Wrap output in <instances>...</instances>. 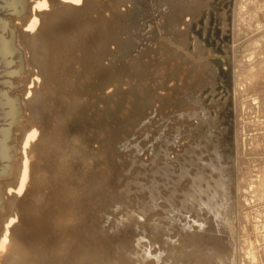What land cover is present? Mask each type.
Returning <instances> with one entry per match:
<instances>
[{"label": "bare ground", "instance_id": "1", "mask_svg": "<svg viewBox=\"0 0 264 264\" xmlns=\"http://www.w3.org/2000/svg\"><path fill=\"white\" fill-rule=\"evenodd\" d=\"M66 1L67 2H64L62 0H35V2L33 1L34 7H33L32 11H29L27 9L28 11H26L25 13H23L19 17L20 21L22 23V27L27 26V28L30 29V31H31V32H28V34L29 35L31 34V36L27 37L29 40V44H27V45H28V48H30L29 50H30V53L32 52V55H31L30 60L29 59L26 60V64L32 66L30 76L34 77L33 78L34 80L32 83H36L34 85H36V89L38 90V95L36 97L30 99V105L28 106V110L31 112V114L27 116L25 123L24 124L17 123L16 125H13V127H12V131H15V130L20 131V133L18 135L16 134V139L18 141H21V143H23L22 154H21V157L18 158L16 162L14 161L15 163H14L13 169L11 170L10 179L8 180V182L6 180L3 181V183L6 185V187H11V188L15 187L12 189H16L18 191V193H20V192L22 193V191L25 188H27V186H28L29 188H28L27 194H28L29 198H27L26 201L21 200L22 202L20 200H17L14 196L11 198H7L11 201H9L6 205V209L4 210L3 217H2V218H4V219H2V221L4 222V223L2 222L4 224V226L2 224L3 227L1 226V228H0V262H2L3 264H27L26 260L24 259L25 258L24 255H25V249H26L25 247L27 246V248H28L29 247L28 245H31V244H26V246H25V242L28 243L27 241L29 240V238L26 236V238L28 240H26V241L24 240L25 242L24 241L22 242L20 240L21 238L19 237V235L17 236V234H14V232L16 231V228H12L13 226L11 227V225H13L12 223L14 222L15 218H16V220L17 219L19 220V217L23 220H25L26 218H29L28 216H29L30 212L32 211L31 209H33V207H34V205H33L34 200L37 197L39 198V196H40V194H38L37 191L40 190V188H42L41 185H42V183H44V179L46 180L47 175H45L46 173L44 174V172L48 171L47 169L50 166L53 165L57 169L61 170L64 167L67 169V167H69L70 165H72L74 163V162L67 160L65 158L66 156L68 157V155L70 156V154H68V153H66L67 155L64 154L63 151H65L64 149H67V148H65V143H63L61 140H58V137L60 136L59 135L60 129L64 130L63 128H65V130H66L65 132H67L68 130H71V129H69L70 126L65 124L67 119L84 118V116H87L88 112L90 111V107L92 105V102L90 100H88L87 97L83 96L81 94V92L84 90L92 91V93L98 95L99 98H105V97L111 98V96L100 94L101 93L100 91L102 89L104 90L107 87L109 88V86H111L110 83L113 82L114 79L116 80V78H118L117 83L114 82L113 85L115 88H118V90H116L117 91L116 93L121 92V94L123 96V99L121 98L123 106L127 105V103H131V104H133V106L135 108L134 110H136V109H139L141 104H146V106H148L147 104L149 103V106H151L150 104H153V103L159 101L161 106L159 107V105H158V107H154L156 110H154V109L153 110L158 113V116H160V115H162V110H163L162 107L171 103L173 98L178 99V101H180L182 99V97L181 98L178 97V94L179 93L182 94L183 90L188 92L187 88L189 85H191L190 83H188L189 84L188 85L186 82H185V85L184 84L178 85L180 82L177 83L178 80H175L177 82H175L173 86L171 84H170L171 86L168 84L164 85L163 87L160 86L161 84H163L164 80H166L170 77V72L169 71H165V72L163 71L162 73H159L160 72L159 69H161L163 66L162 65L153 66L156 63H153V65H152L151 60L154 57H158V56L162 55L163 52H166L169 50V53H167V54L165 53L167 56H170V58H172V56L177 53L179 58H181V60H182V66L183 65L189 66L188 70H189V72H191L190 74H192V73L197 74L198 81H199V87L201 89V91H199L200 94L198 96H201V97L204 96L203 101H205V100L206 101L203 104H208L209 108L211 107V111H213L212 105H213L214 101L210 100L208 95L207 96L205 95L204 91L208 87H213L215 84H219L218 80L220 79L219 78L220 76L224 75L226 77V79L234 78L233 83H234V87H235L236 92H237V94H235V95H236V102H237V106H238L237 107L238 124L240 125L236 131V137H237L238 147H239V154H238L239 166H238V176H237V178H238L237 187H238V192H239V203H240L239 211L240 212H239V221H238L239 222L238 237H236V235H235L236 231L231 229V232L234 233V236H231L229 238V241L226 243L223 242V236L221 238H215V240L213 238H210L209 241H210V243H212L211 245H212L213 249L215 250L214 251L215 258L213 257V255H211L214 258V261H213V263L211 262V264H264V224H259L254 219V215H255V213H257L256 212L257 209H254L255 207L251 204L246 206L241 201V197H244L248 194L249 195L254 194L256 196L257 201L260 202V207H262L260 209L261 211L259 213L264 217V176L261 177L262 180H260V182L256 181L257 174L262 173V172L264 173V163H258L254 166L255 162L258 160L257 157H262L264 155V0H227V1L226 0H223V1L222 0H194L195 6H193L194 4L193 5L191 4L193 1H189V0H179L178 3H175V0H157L154 4V9L151 12H149L150 20H149L148 30L145 32V34H142L139 32V35L135 41L133 39H130V38H132V36H135V35L129 36V38H128V35L130 34L131 27H134L137 24V19H138L139 15H136V12H137L138 8H141L142 6H144V4H141L143 0H137L139 3L134 5L133 8H128L127 3H130V2L134 3L136 0H66ZM185 1L189 2V3H186ZM124 4H125L126 8L124 11H121L120 7H121V5H124ZM194 8L197 9V11H195L194 13H191L193 11L192 9H194ZM221 9H223V11ZM177 10H180V13L176 14ZM106 11H109V13H111L110 16H107V15L105 16ZM186 16H190V19L185 20ZM181 26H184V28L182 27L183 28L182 29ZM143 29H144V26L142 27L141 30H143ZM214 32L216 33L217 37L220 36L219 40L214 35L215 34ZM200 40L204 41L205 45L203 47H200L198 45L201 42ZM175 41L182 42V43H178L181 46H184L185 43H189L188 41L193 42L194 49L196 50V52L202 54L203 56L206 55V57L208 56V58L204 59L203 61H191L192 59L186 55V53L183 49L179 48V46L177 45V43ZM83 50H85V53ZM81 51H83V53L85 55L83 56V54H82V56L80 57L79 52H81ZM206 51H208L207 54H206ZM162 56L160 58L158 57L157 59L158 60H165V58ZM175 57H176V55H175ZM149 63H151L150 64L151 67L149 66L150 68H146V65H148ZM168 63L169 62H167V64ZM170 63H172V62H170ZM180 63H181V61H180ZM78 64H79V68L77 67ZM111 65L114 66L113 69H112ZM182 66L179 67V69L183 71L182 73L180 71L179 81L184 80L183 76L185 75V73H186L185 70L187 69L186 67H184L182 69ZM115 67H116V69L122 70L121 74L119 73V75H115V71H116ZM176 67H178V66L176 65ZM176 71H178V70H176ZM128 73H133V74L130 77L124 75V74H128ZM176 75H178V74L175 73V76ZM126 77H129V78L126 79ZM172 78H175V77H172ZM39 80H41L42 82L41 81L40 82L43 84V86L40 84L38 85V86H42V88H40V89L37 88V84L39 83L38 82ZM186 81H188V80H186ZM196 81H197V79H196ZM106 84H109V85H106ZM123 84H127L128 86H126V88H124ZM195 84H193V85H195ZM159 86L161 87L160 89H161L162 93H160L158 96H154V97L152 95V98H151L150 92L153 91L154 89H157ZM190 87H192V86H190ZM182 88H183V90H182ZM114 90H113V93L115 92ZM192 90H193V88H192ZM195 90H196V88H195ZM130 93L133 94V96ZM152 93H154V92H152ZM108 94H110V93H108ZM185 95H187V94H185ZM195 96H197V94H195ZM142 98H144L145 100L144 99L142 100ZM195 101L198 104V105L195 104V106L197 105V108H198L199 103H201V100L199 99V97H197ZM186 102L188 103V101H186ZM187 103H184V104L186 105ZM96 104H97V102H96ZM185 105H183V106H185ZM128 106H126V107H128ZM188 107H190V106H188ZM129 108H130V106H129ZM190 108H192V107H190ZM166 110H168V109H166ZM124 111H123V113H124ZM197 111L199 112V110L196 109V112ZM171 112H173V111H171ZM190 112H191V110H190ZM193 112H192V114H193ZM134 113H135V111H134ZM173 113H172V115H175ZM197 113H194V114H196V116H197ZM102 114H103V112H102ZM102 114L100 115V113H99L100 117L102 116ZM163 114L165 115L166 113H163ZM180 114H182V113H180ZM183 114H185V113H183ZM187 114H188V112H187ZM172 115H171V117H172ZM19 116H17V120H18V118L20 119ZM148 116L149 115L146 116V114L143 115L139 112L138 116H137L139 118H137L135 116L136 119L133 120L132 124L135 127H138L139 125H141L140 123H142L146 118H148ZM180 116H182V115H180ZM192 116L193 115H191V117ZM196 116L195 117L193 116V117L196 118ZM122 117H123V123H126V126H125L126 132L124 133V136L127 137V136L131 135L133 132L132 127H130V124L128 123V121H129V119H131L134 116H129L128 114H124ZM168 117H166V118H168ZM150 118H151V116H150ZM150 118H149V120L146 121L147 123L145 124V127L142 126L143 127L142 130L143 131H149L150 133L153 134V137L149 138L151 140L155 137V134L157 132V130H156L157 126L159 124L161 125L163 122L162 121L159 122L155 119H152V118L150 119ZM160 118H161V116H160ZM173 119L176 120L173 123L174 128L179 130L177 132V135H178V138L180 141L179 142V147H180L179 149H182L186 146V142H183V141H185V139H187L188 133H191V131L190 132H188V131L186 132L184 130L181 131L179 125H181L182 122L181 123H180V121L177 122V118H173ZM167 120H170V119H167ZM208 122H209V124L210 123H212V124L217 123L218 124V117L215 116L214 114H209ZM247 122H249L248 125L246 124ZM165 123L167 124L165 127L170 125V123H167V121H165ZM17 125H20V126L17 127ZM77 127H79V126H77ZM111 128H113V127H111ZM153 128H155V129H153ZM107 129H109V128L107 127ZM122 129H124V128H122ZM79 130H76V131H79ZM87 130H89V129H87ZM142 130H140L137 133L135 131V134L137 137H135L136 139H134L135 144H133V145H135V146H134L133 150L137 151V152L140 151V149H141V146H140L141 144H139L141 139L139 137H140V133ZM149 132H148V134H149ZM76 133L77 132H75V134ZM102 133H103V135H105L103 130H102ZM81 135H83V134L81 133ZM64 136H66V135L64 134ZM37 137H38V140H37ZM60 138H61V136H60ZM76 138H79V137H76ZM82 138L84 140V137H82ZM104 138H106V137H104ZM35 139L37 141H35ZM89 139H91V141H92L94 138H89ZM83 140H81V141H83ZM130 140H131V138H130ZM134 140L132 142H130L128 140L130 143L129 142H128V144L126 143L127 145L125 144L126 145L125 147L127 149L132 147L133 145L131 146V144L134 143ZM137 140L139 141L138 143H137ZM142 140H143V138H142ZM252 140L254 141V144L252 145L251 149H248L247 146L250 144V141H252ZM64 141H65V139H64ZM100 141H102V139ZM68 142H70V141L68 140ZM182 142H183V144H182ZM84 143L86 144V142H84ZM90 144H91L90 145V147H91L92 143H90ZM117 147H119V145ZM148 147L150 148V145ZM151 148H152V146H151ZM102 149H103V147H102ZM145 149H148V148H145ZM101 150H100V152H102ZM123 151H124V149H123ZM139 153H138V155H139ZM147 153H145V154H147ZM74 154H76V155H74ZM74 154L71 157H75V156L77 157L78 152L74 153ZM94 155H97V154H94ZM104 155L105 154H103V156ZM100 156H102V155H100ZM140 156H141V154L139 156H136L137 161H135V162H138L137 165H139V166H137V165H136L137 167L133 166V168L136 167L135 169H133L134 172L131 175H127L125 180H123V181L120 180L124 176L122 177V176H120V173L118 174L120 176V178H118V179L122 182L125 181L124 182V186H125L124 192L122 191L123 192L122 202H124L125 204L123 205V207L119 204L122 207V210H120L122 212H120L119 210L117 211V212H120L122 214V217L120 216L121 221H120L119 225L117 226L119 228L120 240L122 241L120 243L121 248H120V250L118 249L120 252V257L117 259L121 260L120 264H204L205 260H207V259H205L204 261L202 259V256L204 255V251L202 249V244H203L202 240L199 239V240L195 241L194 239L196 238V235L188 237V236H186V234L185 235L181 234V231L179 229L169 228V227L164 226L163 223H161V221L163 220L162 214L164 212V207L167 206L165 200L163 202H159V205H156L154 207H149V204L147 203V198L149 196V193L141 192L140 190L137 191V190L131 189V187L133 185L131 183L132 178L137 176V171L139 170V168H141L143 163L151 161L152 156H153V150H152V154L150 155V157L149 156H148L149 158L147 157L148 158L147 160L142 159ZM158 156H160V155H158ZM79 157H81V156L79 155ZM79 157L77 159H79ZM123 158H125V157H123ZM88 159H90V158H88ZM91 159H92V157H91ZM119 159L120 158L118 157V161H119ZM131 160H134V158H132ZM90 161L91 160H89L88 162H90ZM101 162L103 163L104 161H101ZM119 162H121V161H119ZM102 163H99V164H102ZM122 163H124V162L122 161ZM79 164L82 165L83 161H82V164L81 163H79ZM111 165H114V164H111ZM111 165H109V166H111ZM133 165H134V163H133ZM75 166L77 167V165H75ZM98 166H95L94 168H96ZM119 166H120V164H119ZM119 166H117V167H119ZM70 168H68L69 169L68 172H70V171L72 172V170H70ZM120 168H122V167L120 166ZM105 169H107V168H105ZM97 170H98V168H97ZM107 170H109V169H107ZM110 170H112V169H110ZM116 170H118V169L116 168ZM54 171H55V169H54ZM87 171L90 172V170H87ZM82 172H84V171H82ZM119 172H121V171H119ZM128 172H130V170ZM61 173L62 172L60 171V174ZM65 173H67V172H65ZM73 173L74 172H72V174ZM109 173H112V172H109ZM47 174H52V173L47 172ZM77 174L78 173H76V176H77ZM92 174H93V172H92ZM100 174L101 173L99 172L98 175H100ZM35 175H39V176H35ZM43 175L45 176V178L43 177ZM55 175H57V174H55ZM78 175L80 176V174H78ZM81 176H83V178H84V174ZM50 177L52 178V175H50ZM67 177H68V174H67ZM101 177L102 176H100L99 178H101ZM105 177H106V175H105ZM232 177L233 176H228V180L230 182H231ZM51 178H49V179H51ZM52 179H51L52 182L57 180L56 179L53 181ZM102 180H104V179L102 178ZM47 181H50V180H47ZM66 181H67V179H66ZM69 181H71L70 183L73 186L74 184L72 183V179L71 180L69 179ZM120 181L118 184H120ZM91 182H93V181L91 180ZM91 182L90 183L88 182V184H91ZM99 182H97V183H99ZM114 183L115 182H113V184ZM48 184H50V182ZM54 184H55V182H54ZM58 184H60V183L58 182L57 185ZM84 184H85V182H84ZM122 184H120V186ZM254 184H256V188L255 189L253 188L251 191H249V188L252 187V185H254ZM45 185H47V183H45ZM86 185H87V183H86ZM98 185H100V184H98ZM106 185L108 186V188L106 187L107 189H109V188L112 189L111 187H109L110 185H108L107 182H106ZM55 186H56V184H55ZM58 186H60V185H58ZM72 186H71V188H72ZM94 186H95V184H94ZM6 187H4V188H6ZM90 187H92V186H90ZM103 189H105V188H103ZM7 190H8V188H7ZM58 190H59V188H58ZM82 191H84V190H82ZM95 191H97V190H95ZM104 191H107V190L105 189ZM41 192H42V190H41ZM46 192L48 193V191H46ZM69 192H71V191H69ZM86 192L88 193V191H86ZM112 192H114V191H112ZM116 192H118V191L116 190ZM9 193L10 192L8 190V195L10 197L11 195ZM15 193L17 194V192H15ZM36 193H37V197L35 198L34 196H36ZM87 193H86V195H87ZM108 193H111V192H108ZM63 194H64V192H63ZM98 194H99V192H98ZM21 195H23V194H20V196ZM43 195L44 194H42V197H43ZM92 195H94V194L92 193ZM114 196H115V192H114ZM121 196H120V198H121ZM23 198L25 200V197H23ZM95 198L97 199L98 197H95ZM40 199H41V197H40ZM78 200H80V198H78ZM91 200H93V199H91ZM120 201H121V199H120ZM42 202H44V203L41 204L40 206L35 205L37 207L34 208L35 211H37L36 217L38 219L36 217L35 218L39 221V223H41V226H42V222L45 223V221H46V220H44L43 216L45 217L49 213L50 209L53 210L54 207H55V209L62 207V205H60L59 202L56 203L54 195H52L51 197L50 196L46 197L45 200ZM89 202H93V201H89ZM110 202L112 203V201H110ZM67 203L68 202L66 201V204L65 203L64 204L66 206H68ZM73 203H75V201ZM76 203H77V201H76ZM86 203H87V201H86ZM119 203H121V202H119ZM176 203L178 204V202H176ZM100 205H102V204H100ZM119 205H118V207H119ZM87 206H89V205H87ZM91 206H94V205L91 204ZM113 206H115V205H113ZM226 206L228 209H231L233 207L232 205H226ZM109 207H110V205H109ZM99 208H101V207H99ZM90 209H92V208H90ZM112 209H111V211L114 210V209L113 210ZM76 210H77V208H76ZM254 210H256V211H254ZM54 211H56V210H54ZM93 211H95V210H93ZM95 213H98V212L95 211ZM111 214H113V213H111ZM115 214H117V213H115ZM232 214L233 215L235 214L234 208L231 209V212L230 211L227 212V215H232ZM54 215H55V213H54ZM59 215L61 216V214H59ZM59 215H58V217H59ZM77 215H78V213H77ZM48 216L46 217V219L48 218ZM69 216H71L70 213H69ZM80 216H82V215H80ZM89 216H90V214H89ZM89 216H88V218L91 217V216L90 217ZM100 216H98V217H100ZM63 217H64V215H63ZM82 218H84V217L82 216ZM111 218H114V217H111ZM32 219H30V220H32ZM79 219H80V217H79ZM26 220H29V219H26ZM90 221H91V219H90ZM16 222H14V223H16ZM28 222L30 223V221H27V223ZM50 222L51 221L49 220V223ZM62 222H64V221H62ZM77 222H78V220H77ZM107 222L108 221H106V224H107ZM117 222H118V220H117ZM33 223H34V221H33ZM52 223H54V222H51V224ZM114 223H116V220L114 221ZM25 224L24 225L22 224V226H26ZM35 224H37V223H35ZM35 224H34V226H35ZM227 224H228L227 227L232 228L231 227L232 226L231 220L228 221ZM76 225H77V223H76ZM104 225H105V223L103 224V227H104ZM43 226L45 227V225H43ZM68 226L70 227V225H68ZM91 226H94V225L92 224ZM95 226H96V224H95ZM110 226H111V224H110ZM18 227L20 229L21 226L18 225ZM39 227H40V224H39ZM22 228H24V227H22ZM100 228L102 229V226ZM107 228H109V227H107ZM34 229L36 230L37 227H34ZM46 229H47V227H46ZM23 230L21 229V231H23ZM33 230H32V233L34 234ZM87 230H89V229H87ZM29 231H30V229H29ZM40 231L42 233V230H40ZM104 231H106V229ZM18 232L20 233V230H18ZM25 232L23 233L24 236L26 235ZM96 232H97V230H96ZM99 232H100V230L98 231V233ZM218 232H221V231H218ZM21 233H20V235H21ZM72 233H73V231H72ZM36 234H38V235H36ZM106 234H108V231ZM110 234H111V232H110ZM116 234L117 233H115L114 235L116 236ZM29 235H30V233H29ZM35 235L38 236V238H39V233H37V230L35 231ZM244 235L246 237H243ZM53 236H54V234H53ZM30 237H31V235H30ZM45 237H49V236H44L43 238H45ZM72 237L73 236L70 235V238H72ZM36 238L37 237L34 236V239H36ZM66 238H67V236H66ZM91 238H94V237H91ZM30 239H33V236ZM39 239H37V240H39ZM95 240H93V241H95ZM33 241H35V240H33ZM36 241L32 243L33 245L35 243V245H34L35 247L38 246V242H36ZM56 241H58V240H56ZM101 241L102 240H100V242ZM36 243H37V245H36ZM57 243H59V241ZM57 243H55V244H57ZM55 244H53V245H55ZM64 244H66V243H64ZM45 245H46V243H45ZM48 245L50 246V243ZM53 245H52V247H53ZM60 245H62V244H60ZM104 245H102V246H104ZM111 245L112 244H110V245L107 244V246H109V248H111L113 246V245L112 246ZM107 246H106V249H107ZM204 246H205V243H204ZM113 247H115V245ZM229 247H231V248H229ZM29 248L31 249L32 247H29ZM55 248L59 249L57 247V245L55 246ZM84 248H86V247H84ZM232 248H233V251H232ZM89 250H90V248H89ZM107 250L109 251V249H107ZM230 250H231V252H230ZM27 251H28V249H27ZM30 251H28V252H30ZM35 251H37V249ZM53 251H55V250H53ZM116 251H117V247H116ZM51 252H52V250H51ZM93 252H95V251H93ZM104 252H106V251H104ZM104 252L101 253V251H100L101 255L105 254ZM73 253H74V251H73ZM87 253H89V252H87ZM90 253H92V252L90 251ZM230 253H233L232 258H230ZM83 254H82V258L84 257ZM110 254H105V257H107L106 255L109 256ZM94 255H95V253H94ZM116 255L117 254H115L114 257ZM86 256L89 258V256L87 254H86ZM34 257H35V255H34ZM109 258L110 257H108V259ZM115 258L113 260H115ZM204 258H206V257H204ZM37 260H39V259H37ZM89 260H90V258H89ZM95 260H97V259H95ZM54 261H58V260H54ZM80 261H78V262H80ZM93 261L94 260H92V262ZM97 261H100V260H97ZM97 261H95V262H97ZM208 261H206V262H208ZM37 262H36V264H37ZM42 262H44V261L42 260ZM58 263H60V262H58ZM97 263H99V262H97ZM39 264H42V263H39ZM74 264H76V263H74ZM105 264H107V263H105Z\"/></svg>", "mask_w": 264, "mask_h": 264}, {"label": "rangeland", "instance_id": "2", "mask_svg": "<svg viewBox=\"0 0 264 264\" xmlns=\"http://www.w3.org/2000/svg\"><path fill=\"white\" fill-rule=\"evenodd\" d=\"M33 1L35 2V0H28L27 9L29 11H32V9L34 7ZM62 1L67 2L66 0H62ZM156 1L157 0H143L142 1L141 4H144V6H142L141 8H138V10L136 12V15H139L138 19H137V24L134 27H131L130 34L128 35V38H129V36L135 35V36H132V38H130V39H133L135 41L139 35V32L142 34H145V32L148 30V27H149V20H150L149 12H151L154 9V4ZM189 1H193L191 4L192 5L194 4V0H189ZM178 2H179V0H175V3H178ZM138 3L139 2L137 0L134 3L133 2L127 3V7L133 8L134 5H136ZM186 3H189V2H186ZM122 6L124 7L125 4L121 5V7H120L121 11H124L126 6L124 8ZM193 6H195V4ZM192 10H191L192 11L191 13H194L195 11H197V9H195V8ZM221 10L223 11V9H221ZM178 13H180V10L176 11V14H178ZM110 14L111 13H109V11H106L105 16L106 15L110 16ZM11 17L13 19V24H12ZM186 19L189 20L190 16H186L185 20ZM5 20H9V23H10L9 27H11V29H14L16 31L15 44L19 48H22V51L24 54V59H25V67H26L25 71L22 72L20 76H8L9 79L13 80V84L18 83V85H19V87L12 88L11 90L9 89L8 94H10V96H12V97L17 95V94H19L21 96V103L23 105L24 113L19 116L20 119L18 118V120H24L23 122L19 123V124H24L27 116L31 114V112L28 110V106L30 105V99H32L38 95V90L36 89V85H34L36 83H32L34 80L33 79L34 77L30 76L32 66L26 64V60L27 59L30 60L31 55H32V52L30 53V50H29L30 48H28V45H27V44H29V40L27 37L31 36V34L29 35L28 32H31V31H30V29L27 28V26L22 27V23L20 21V18L14 14H7L5 16ZM143 26H144V29L141 30ZM182 27L184 28V26H181V28ZM214 35L217 37L216 33ZM219 37H217L218 40H219ZM200 41L201 42L200 43L198 42L199 43L198 45L200 47H203L205 45L204 41L203 40H200ZM175 42L177 43L179 48L183 49L185 51L186 55L192 59L191 61H203L204 59L208 58V56L206 57V55L203 56L202 54L196 52V50L194 49L193 42L188 41L189 43H185L184 46H181L178 44V43H182V42H178V41H175ZM83 51L85 53V50H83ZM83 51L79 52L80 57L82 56V54H83V56L85 55L83 53ZM165 53L166 54L169 53V50L166 52H163V54H164V55L162 54L163 56L160 54H159L160 56H158L159 58L161 56L164 57L165 60H158L157 59L158 57H154L151 60L152 65H153V63H156L153 66H160V65L163 66L161 69H159V71H160L159 73H162L163 71L164 72L165 71L170 72L171 78L169 77L170 79L168 78V79L164 80L163 84H161L160 86L163 87L166 84H168V85L171 84L173 86L174 83L177 82L175 80H178L177 83H179V82L181 83V84L179 83L178 85H182V84L185 85V82L187 84L190 83L191 85L188 84L189 85L187 88L188 92L184 91L182 88V90H183L182 94L181 93L178 94V97H180V98L182 97V99L180 101H178V99L173 98L172 102H171L172 104L169 103L166 106L162 107L163 110L162 109L161 110H162V115L164 117L159 114L162 119L160 118V116H158V113L156 111H154V110H156L154 107H158V105H159V107L161 106L159 101L155 102L156 104L155 103L150 104L151 106H149V103L147 104L148 106H146V104H141L139 109H136V110H134L135 108H134L133 104H131V103H127V105L123 106L122 105L123 96H122L121 92L116 93L117 92L116 90H118V88H115L113 85L114 82L117 83L118 78H116V80L114 79L113 82L110 83L111 86H109V88L107 87L104 90L102 89L100 91L101 92L100 94L111 96V98L110 97L109 98H106V97L105 98H99V96L96 94H93L92 91L84 90L81 92V94L83 96L87 97L88 100H90L92 102V105L90 107V111L88 112L87 116H84V118L67 119L66 123L65 122L64 123L66 125L70 126L69 129H71V130H68L67 132H65L66 131L65 128H63L64 130L60 129L59 135L61 136V138H60V136L58 137V140H61L63 143H65V148H67V149H64L65 150V151H63L64 154L65 155H67L66 153L70 154V156L68 155V157L66 156L65 158L67 160L74 162V163L72 165H70L69 167H67V169L64 167L61 170L57 169L53 165L50 166L51 168L49 167L47 169L48 171L44 172V174L46 173L45 175H47L48 177L46 176V180L44 179V183H42V185H41L42 188H40V190L37 191V193L40 194V196L38 195L39 198L37 197V193H36V196H34L35 198L36 197L37 198L35 199L36 201L34 200V204H33L34 207H33V209H31L32 211L30 212V214L31 213L32 214L31 215L29 214V216H28L29 218H26L29 220H26V219L23 220L20 217H19V220L18 219L16 220V218H15L14 222L17 221L16 222L17 224L13 222L12 223L13 225H11V227L13 226L12 228H16V231H15L16 233L14 232V234H17V236L19 235V237L21 238L20 240L22 242L24 240L25 241L28 240L26 238V236L29 238V240L27 241L28 243H26L24 241L25 246H26V244L32 245V246L31 245H28V246L32 247L33 249L32 248L30 249L29 247L27 248V246L25 247L26 249H25V255H24L25 258L24 259L26 260L27 264H36L37 261L38 262L40 261L39 263H42V264H50V263L51 264H54V263L55 264H65V263L66 264H74V263H76V264H81V263L82 264H87V263L88 264H105V263H107V264H120L121 260L117 259V258L120 257L119 250L121 248L120 243L122 241L120 240L119 228L117 226L119 225V223L121 221V217H122V214L120 213L122 211H120V210H122V207L125 204L124 202H122L123 192H124V188H125V186H124L125 181L124 182H122V181L125 180L127 175H131L134 172L133 169H135L137 166H139V165H137L138 162H135V161H137L136 156H139L141 154L140 157L142 159L147 160L150 157V155L152 154V150H153V156H152L151 161L143 163L141 168H139V170L137 171V176L133 177L131 180V183L133 184L131 189L137 190V191L140 190L141 192L149 193V196L147 198V203L149 204V207H154L156 205H159V202H163L165 200L167 206L164 207V212L162 214L163 220L161 221V223H163V225L166 227L179 229L181 231V234H183V235L186 234V236H188V237L196 235V238L194 239L195 241L199 240V239L202 240V243H203L202 249L204 251V255L202 256V259H203V261L205 259H207V260H205L204 264H207V263L211 264V262L213 263L214 258H215V256H214L215 250L213 249V247L211 245L212 243H210V241H209L210 238H213L215 240V238H221L223 236V242L226 243L229 241V238L231 236H234V233L231 232V229L236 231L235 235H236V237H238V230H239V222L238 221H239V212H240L239 211V208H240L239 192H238V187H237V183H238L237 176H238V166H239V163H238L239 147H238V141H237V137H236V131L240 125L238 124V116H237V114H238L237 107L238 106H237L236 95H235V94H237V92H236V89H235L234 83H233L234 78L226 79V77L224 75H222L219 77L220 78L218 80L219 84H215L213 87H208L204 91L205 95L206 96L208 95L209 99L214 101L213 105H212L213 111H211V107L209 108L208 104H203L206 101V100L203 101L204 96H202V97L198 96L200 94L199 91H201V89L199 87V81H198L197 74H195V73L190 74L191 72H189V70H188L189 66H184V65L182 66V60H181V58H179L177 53L174 54L172 56V58H170V56H167ZM207 53H208V51H206V54ZM175 55H176V57H175ZM180 61H181V63H180ZM167 62H169V63L167 64ZM170 62H172V63H170ZM151 63L146 65V68H150ZM176 65L178 67H176ZM181 66H182V69L184 67L187 68L185 70L186 73L183 76L184 77L183 81H179L180 71H181V73L183 72L182 70L179 69V67H181ZM77 67L79 68V64L77 65ZM111 67L113 69L114 66L111 65ZM115 69H116V67H115ZM176 70H178V71H176ZM121 71H122L121 69L120 70L116 69L115 75H119V73L121 74ZM175 73L178 75L175 76ZM132 74L133 73H128V74H124V75L130 77ZM129 77H126V79H128ZM172 77H175V78H172ZM195 78L197 79V81ZM186 80H188V81H186ZM40 81L41 80H39L38 81L39 83L37 84L38 89L42 88V86H43V84L41 83L42 81L41 82ZM192 83L193 84L196 83V84L193 85ZM39 84L42 86H38ZM106 85H109V84H106ZM123 85H124L123 86L124 88H126V86H128L127 84H123ZM160 86L157 89H154L153 91L150 92L151 98H152V95L154 97V96H158L160 93H162ZM190 86H192V87H190ZM193 86L196 88V90ZM192 88H193V90H192ZM112 89L113 90L115 89L114 93H113ZM152 92H154V93H152ZM108 93H110V94H108ZM185 94H187V95H185ZM195 94H197V96H195ZM131 95L133 96V94H131ZM197 97H199V99L201 100V103H199L198 108H197L198 104L195 101ZM143 99L144 98H142V100ZM186 101H188V103ZM96 102H97V104H96ZM99 103L100 104L102 103V104L100 105ZM184 103H187V104L185 105ZM195 104H197V105L195 106ZM128 105L130 106V108ZM183 105H185V106H183ZM187 105L192 107L193 109L188 107ZM126 106H128V107H126ZM188 108L191 110V112ZM166 109H168V110H166ZM196 109L199 110V112L197 111L198 113L196 112ZM170 110L173 111L174 113L171 112ZM123 111H124V113H123ZM134 111H135V113H134ZM102 112H103V114H102ZM139 112L143 115L146 114V116L147 115H149V116L142 123H140L141 125H139L138 127H135L132 124V122L134 119H136L135 116L137 117ZM179 112L182 114H180ZM187 112H188V114H187ZM192 112H193V114H192ZM99 113H100V115L102 114L101 117H100ZM163 113H166V114L164 115ZM172 113L175 115H172ZM183 113H185V114H183ZM194 113H197V116ZM124 114H128L129 116H134V117H132L133 119L131 118L128 121V123L130 124V127H132L133 132L131 135H129L127 137L124 136V133L126 132V130H125L126 129L125 128L126 123H123V117H122ZM179 114L182 116H180ZM190 114L193 115L194 117L196 116V118H194L193 116L191 117ZM209 114H214L215 116L218 117V124L217 123H214V124L210 123L209 124V122H208ZM171 115H172V117L174 116L173 118H177V122H179V121H180V123L182 122L181 125H179L181 131H183V130L186 132L191 131V133H188L187 139H185V141H183V142H186V146L182 149H179L180 148L179 147L180 141H179V138L177 135V132L179 130L175 129L173 126V123L176 120H174L171 117ZM150 116L152 119H155L159 122H161V121L163 122L161 125L158 123L159 125L157 126V129H156L157 132L155 134V137L151 140L149 138H152L153 134L150 133L149 131H143L142 130L143 127H145V124L147 123L146 121L149 120ZM166 117H168V118H166ZM137 118H139V117H137ZM167 119H170V120H167ZM165 121H167V123H170L171 126L168 125L167 127H165L167 125L165 123ZM246 124L248 125L249 122H247ZM18 126H20V125H17V127ZM77 126H79V127H77ZM110 126L113 128H111ZM107 127L109 129H107ZM122 128H124V129H122ZM87 129H89V130H87ZM153 129H155V128H153ZM76 130H79V131H76ZM102 130L105 133V135H103ZM140 130H142L140 133V137H139L141 140L139 139L140 142L137 140V143L139 142V144H141L140 145L141 149H140V151L137 152V151L133 150V148L135 146L133 144H135L134 139H136L135 137H137L135 134V131L137 133ZM74 131L77 133L75 134ZM148 132H149V134H148ZM19 133H20L19 130L12 131L11 138L9 139V142H8V143H10L9 145H11V146L17 145V149H18L17 155H15L14 159L11 161L12 163H11V168H10V174L7 176L0 175V186L2 187V188L0 187V192L3 189V199H4L3 202L0 204V228H1L2 224L4 223L2 221V219H4V218H2V217H3L4 210L6 209V205L9 201H11L7 198H11L14 196L17 200H20V201L21 200L26 201V199L29 198V196L27 194L28 188H29L28 186H27V188H25L22 191V193L21 192L18 193V191L16 189H12L15 187H12V188L6 187V185L3 183V181L6 180L8 182V180L10 179L11 170L13 169L14 163L17 161L18 158L21 157V154H22L23 143H21V141H18L16 139V134L18 135ZM81 133L83 135H81ZM64 134L66 136H64ZM103 136L106 138H104ZM76 137H79V138H76ZM80 137L81 138L84 137L85 141L83 140V138L81 139ZM87 138L88 139L94 138V139L91 141V139L88 140ZM130 138H131V140H130ZM142 138H143V140H142ZM64 139H65V141H64ZM80 139L83 140L84 142H86V144L83 141H81ZM101 139H102V141H100ZM37 140H38V137H37ZM37 140L35 139V141H37ZM68 140L70 142H68ZM128 140L130 142H132L134 140V143L131 144V146L132 145L133 146L130 147L129 149H127L125 147L129 142ZM183 142H182V144H183ZM90 143H92L91 147H90V145H91ZM253 144H254V141L253 140L250 141V144L247 146V148L251 149ZM118 145H119V147H117ZM149 145H150V148L148 147ZM151 146H152V148H151ZM102 147H103V149H102ZM145 148H148V149H145ZM123 149H124V151H123ZM100 150L102 152H100ZM77 152H78L77 157L76 156L71 157V156H73L74 153H77ZM138 153H139V155H138ZM145 153H147V154H145ZM94 154H97V155H94ZM103 154H105V155L103 156ZM74 155H76V154H74ZM79 155L81 157H79ZM100 155H102V156H100ZM158 155H160V156H158ZM122 156L125 157L127 160L125 158H123ZM78 157H79V159H77ZM91 157H92V159H91ZM118 157L120 158L119 161H121V162L118 161ZM88 158H90V159H88ZM132 158H134V160H131ZM257 159L258 160L255 162L254 166L258 163H264V155L262 157H257ZM89 160H91V161L88 162ZM82 161H83V164H82ZM101 161H104L103 162L104 164ZM122 161L124 163H122ZM79 163H81L82 165H80ZM99 163H102V164H99ZM133 163H134V165H133ZM111 164H114V165H111ZM119 164L122 168H120ZM75 165H77V167ZM109 165H111V166H109ZM116 165L119 167H117ZM95 166H98V167L94 168ZM133 166H136V167L133 168ZM104 167L109 169V170L105 169ZM68 168H70V170H72V172H74V173L72 174L71 171L68 172L69 171ZM97 168H98V170H97ZM116 168L118 170H116ZM54 169H55V171H54ZM110 169H112V170H110ZM87 170H90V172H88ZM129 170H130V172H128ZM60 171L62 172L61 174H60ZM82 171H84V172H82ZM91 171L93 172V174ZM108 171L112 172V173H109ZM119 171H121V172H119ZM47 172L52 173V174H47ZM65 172H67V173H65ZM99 172L101 173L100 175H98ZM76 173L80 174V176L78 174L76 176ZM119 173H120V176H122V177L124 176L123 178L120 179L122 181H120L118 179V178H120V176L118 175ZM55 174H57V175H55ZM67 174H68V177H67ZM83 174H84V178H83V176H81ZM50 175H52L53 179L50 177ZM105 175H106V177H105ZM35 176H39V175H35ZM98 176L99 177L102 176V177L99 178ZM228 176H233L231 179V182L228 180ZM263 176H264L263 172L257 174L256 181L260 182V180H262L261 177H263ZM43 177L45 178L44 175H43ZM49 178H51L53 181L57 179L56 181H54L56 186H55L54 182H52L51 179H49ZM102 178L104 180H102ZM66 179H67V181H66ZM69 179L70 180L72 179V183L74 184L73 186L70 183L71 181H69ZM47 180H50V181H47ZM91 180L93 182H91ZM83 181L85 182V184ZM105 181L107 182L108 185H110L109 187H111L112 189H110V188L107 189L108 186L106 185ZM119 181H120V184L123 183L121 186H120V184H118ZM49 182H50V184L51 183L52 184L51 185L48 184ZM56 182L57 183L59 182L60 184H58V185H60V186H58ZM88 182L89 183L91 182V184H88ZM97 182H99V183H97ZM113 182H115V183L113 184ZM45 183H47V185H45ZM86 183H87V185H86ZM93 183L95 184V186ZM98 184H100V185H98ZM71 186L73 189L71 188ZM90 186H92V187H90ZM4 187H6V188H4ZM7 188L10 192L9 193L11 195L10 197L8 195ZM58 188H59V190H58ZM79 188L80 189L82 188V189L80 190ZM103 188H105L107 191L109 190L108 192H111L113 195L111 193H108L107 191H104L105 189H103ZM253 188L254 189L256 188V184L252 185V187L249 188V191H251ZM41 190L43 193L41 192ZM82 190L88 191V193L85 191L87 193V195ZM95 190H97V191H95ZM116 190L118 192H116ZM46 191H48V193ZM62 191L64 192V194L65 193L66 194L64 195ZM69 191H71V192H69ZM112 191L115 192V196H114V192H112ZM15 192H17V194ZM98 192H99V194H98ZM92 193L94 195H92ZM20 194H23V195L20 196ZM42 194H44L43 197H42ZM52 195H54L56 203L59 202V204L62 205V207L58 208V209H55V207H54L53 210L50 209L49 213L45 217L43 216L44 220H46L45 221L46 224L44 222H42V226L45 225V227L44 226L42 227L41 223H39V221L37 220L38 219L36 217L37 211H35L34 208L43 204L44 202H42V201H44L46 197H48V196L51 197ZM120 196H121V198H120ZM23 197H25V200ZM40 197H41V199H40ZM95 197H98V198L96 199ZM78 198H80V200H78ZM91 199H93V200H91ZM120 199H121V201H120ZM0 200H2L1 196H0ZM88 200L93 201V202H89ZM66 201L68 202L67 203L68 206L65 205ZM74 201H75V203L77 201V203L76 204L73 203ZM86 201L88 204L86 203ZM110 201H112L113 204ZM241 201L246 206L250 205V204L253 205L255 207L254 209H257V211L254 210L257 212L254 215L255 221L258 222L259 224H264V217L259 213L261 211L260 209L262 207H260V202L257 201L256 196L254 194H252V195L248 194L244 197H241ZM119 202H121L122 204ZM176 202H178V204ZM91 204H93L94 206H91ZM100 204H102V205H100ZM35 205H37V206H35ZM87 205H89V206H87ZM109 205H110V207H109ZM113 205H115V206H113ZM118 205H119V207H118ZM226 205H232L233 206L232 208H234V211H235L234 215L233 214L227 215V212H229V211L231 212L232 208L228 209ZM99 207H101V208H99ZM76 208H77V210H76ZM90 208H92L93 210H95L98 213H95V211H93ZM111 209L113 211H111ZM54 210H56V211H54ZM118 210L120 212H117ZM54 213H55V215H54ZM69 213L71 214V216H69ZM77 213H78V215H77ZM111 213H113V214H111ZM115 213H117V214H115ZM59 214H61V216ZM89 214L91 217L89 216ZM58 215H59V217H58ZM63 215H64V217H63ZM80 215H82L84 218H82V216H80ZM47 216H48V218L46 219ZM78 216L80 217V219ZM88 216L90 218H88ZM98 216H100V217H98ZM111 217H114V218H111ZM32 218L33 219L35 218V219L33 220ZM30 219H32V220H30ZM90 219H91V221H90ZM49 220L51 222H54L55 224L54 223L51 224V222L49 223ZM77 220L79 223L77 222ZM109 220L110 221L112 220V221L110 222ZM113 220L114 221L116 220L117 224L114 223ZM117 220H118V222H117ZM230 220H231V224H232L231 227L232 228L227 227V225H228L227 223ZM27 221H30V223L29 222L27 223ZM33 221H34V223H33ZM62 221H64V222H62ZM106 221H108L107 224H106ZM35 223H37V224H35ZM76 223H77V225H76ZM104 223H105V225L103 227ZM22 224L23 225L25 224L26 226H22ZM34 224H35V226H34ZM39 224H40V227H39ZM90 224L91 225L93 224L94 226H91ZM95 224H96V226H95ZM110 224H111V226H110ZM18 225L21 226L20 229H19ZM68 225H70V227ZM3 226H4V224H3ZM101 226H102V229L100 228ZM22 227H24V228H22ZM34 227H37L36 230H37V233H39L40 239L38 238V236H36L38 234L35 235L36 230L34 229ZM46 227L48 230L46 229ZM107 227H109V228H107ZM21 229L22 230L24 229V230L21 231ZM29 229H30V231H29ZM87 229H89V230H87ZM105 229H106V231H104ZM18 230H20V233L22 232L21 233L22 236L20 235ZM32 230H33L34 234L32 233ZM40 230H42V233ZM96 230H97V232H96ZM99 230H100V232L98 233ZM72 231H73V233H72ZM107 231H108V234H106ZM218 231H221L222 233L218 232ZM24 232L26 234L25 236L23 235ZM28 232L30 233L31 237H30ZM110 232H111V234H110ZM115 233H117L116 236L114 235ZM53 234H54V236H53ZM70 235L73 237L70 238ZM32 236H33V239H30V238H32ZM34 236L37 238L34 239ZM42 236L43 237L49 236V237L43 238ZM66 236H67V238H66ZM91 237H94V238H91ZM243 237H246V236L244 235ZM37 239H39L40 241ZM33 240H35V241L37 240L36 242H38V246L39 245L40 246L35 247L34 246L35 243H34V245L32 244L33 242H35ZM56 240H58L59 243H57L58 241H56ZM93 240H95V241H93ZM100 240H102L101 241L102 243L100 242ZM51 242L53 244H55V243H57V244L53 245ZM45 243H46V245H45ZM47 243L48 244L50 243V246ZM64 243H66L67 245ZM204 243H205V246H204ZM51 244L53 245V247ZM60 244H62V245H60ZM104 244L106 246H107V244H109V245L112 244L113 246L115 245V247H113L111 245L112 246V247L110 246L112 248L111 249V248H109V246H107V249H109V251H108ZM36 245H37V243H36ZM56 245L59 249L55 248ZM102 245H104V246H102ZM84 247H86V248H84ZM116 247H117L118 252L116 251ZM35 248L37 249V251H35L36 250ZM89 248H90V250H89ZM229 248H231V247H229ZM27 249H28V251L31 250L30 251L31 253L28 252ZM51 250H52V252H51ZM53 250H55V251H53ZM72 250L74 251V253ZM90 251L92 253H90ZM93 251H95V252H93ZM100 251H101V253L106 251V252H104L105 254H110V253L111 254L109 256L106 255L107 257H105V254L101 255ZM232 251H233V248H232ZM87 252H89V253H87ZM230 252H231V250H230ZM94 253H95V255H94ZM82 254L84 256L83 258H82ZM86 254L89 256L90 260L86 256ZM115 254H117L115 256L116 258L114 257ZM232 254L233 253H230V258H232ZM34 255H35V257H34ZM211 255H213L214 258ZM108 257H110L111 259L110 258L108 259ZM204 257H206V258H204ZM114 258H115V260H113ZM37 259H39V260H37ZM95 259L100 260V261H97ZM42 260L44 262H42ZM54 260H58V261H54ZM92 260H94V261L92 262ZM78 261H80V262H78ZM95 261H97L99 263H97ZM206 261H208V262H206ZM38 262H37V264H39ZM58 262H60V263H58ZM0 264H3V263L0 262Z\"/></svg>", "mask_w": 264, "mask_h": 264}, {"label": "water", "instance_id": "3", "mask_svg": "<svg viewBox=\"0 0 264 264\" xmlns=\"http://www.w3.org/2000/svg\"><path fill=\"white\" fill-rule=\"evenodd\" d=\"M28 0H0V175L10 174L11 161L17 155V145H9L12 127L24 120H17V116L24 113L19 94L10 96L9 89L19 87L18 83L8 76H20L25 71V59L22 48L16 44V31L9 27L7 14L20 17L25 13ZM12 24L13 19L11 17ZM12 26V25H11ZM1 187V186H0ZM2 188V187H1ZM0 204L3 202V189L0 192Z\"/></svg>", "mask_w": 264, "mask_h": 264}]
</instances>
